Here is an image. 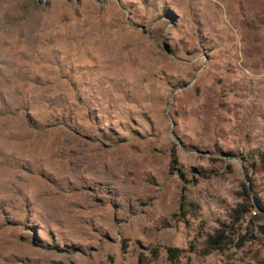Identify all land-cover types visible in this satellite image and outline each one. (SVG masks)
Here are the masks:
<instances>
[{
	"label": "rangeland",
	"instance_id": "374dc122",
	"mask_svg": "<svg viewBox=\"0 0 264 264\" xmlns=\"http://www.w3.org/2000/svg\"><path fill=\"white\" fill-rule=\"evenodd\" d=\"M245 186L264 0H0V264H264Z\"/></svg>",
	"mask_w": 264,
	"mask_h": 264
},
{
	"label": "trees",
	"instance_id": "16d2710c",
	"mask_svg": "<svg viewBox=\"0 0 264 264\" xmlns=\"http://www.w3.org/2000/svg\"><path fill=\"white\" fill-rule=\"evenodd\" d=\"M244 190H245V192H246V194H247V197L250 199V200H252L253 198H252V196H251V194H250V192H249V189L245 186L244 187ZM254 201H253V207L255 208V209H257V210H259L261 213H263L264 214V202L258 197V196H255L254 197ZM224 237V235H223V231H218L215 235H213V236H211L210 238H209V241H207V243H211L212 241H215L216 243H218L222 238ZM179 249H177V248H169L168 249V253H169V256L172 258V257H177L178 256V254H179Z\"/></svg>",
	"mask_w": 264,
	"mask_h": 264
}]
</instances>
